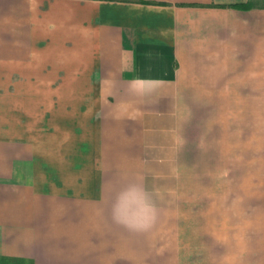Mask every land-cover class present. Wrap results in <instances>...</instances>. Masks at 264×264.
<instances>
[{"label":"crops","instance_id":"1","mask_svg":"<svg viewBox=\"0 0 264 264\" xmlns=\"http://www.w3.org/2000/svg\"><path fill=\"white\" fill-rule=\"evenodd\" d=\"M0 264H264V0H0Z\"/></svg>","mask_w":264,"mask_h":264},{"label":"clouds","instance_id":"2","mask_svg":"<svg viewBox=\"0 0 264 264\" xmlns=\"http://www.w3.org/2000/svg\"><path fill=\"white\" fill-rule=\"evenodd\" d=\"M113 223L131 232H146L151 229L157 219V208L150 194L145 192L142 201L131 202L121 207L117 197L111 206Z\"/></svg>","mask_w":264,"mask_h":264},{"label":"rangeland","instance_id":"3","mask_svg":"<svg viewBox=\"0 0 264 264\" xmlns=\"http://www.w3.org/2000/svg\"><path fill=\"white\" fill-rule=\"evenodd\" d=\"M23 89H24V87H23ZM19 106H20V103H19ZM23 107V105H22V103H21V108Z\"/></svg>","mask_w":264,"mask_h":264}]
</instances>
